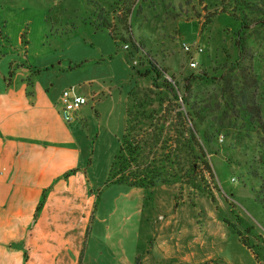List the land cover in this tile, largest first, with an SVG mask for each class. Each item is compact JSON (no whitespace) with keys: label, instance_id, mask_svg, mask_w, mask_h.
Here are the masks:
<instances>
[{"label":"rangeland","instance_id":"1","mask_svg":"<svg viewBox=\"0 0 264 264\" xmlns=\"http://www.w3.org/2000/svg\"><path fill=\"white\" fill-rule=\"evenodd\" d=\"M218 4L219 0H139L131 15L134 38L144 44L142 53L150 52L168 69L165 76L175 77L180 93L184 77L192 71L224 65L237 56L224 27L236 30L239 22L229 15L216 16L199 33L203 14ZM103 11L110 19L115 16L109 0H0V82L9 78L10 69L23 66L54 92L73 85L86 98L71 126L94 197L79 264H264V209L255 193L264 192V180L249 176L245 162L253 160L254 152L241 147L263 142L261 135L242 130L234 135L241 146L229 150L221 148L222 138L214 137L206 150L211 173L199 170L194 183L175 180L147 191L106 184L124 128L127 92L162 91L150 76L137 73L147 67L141 53L130 46L118 48L107 30H96L87 21ZM251 24L246 52L264 79V23ZM184 43L201 46V53L194 54L198 67L190 68ZM125 52H133L128 62L133 70ZM208 88L200 81L192 85V91L204 98L209 97ZM162 95L171 98L170 93ZM205 116L206 125H211L213 116ZM220 117L223 124L232 123ZM230 138L227 135L226 141ZM258 170L264 179V166ZM238 233L251 249L239 242Z\"/></svg>","mask_w":264,"mask_h":264},{"label":"trees","instance_id":"2","mask_svg":"<svg viewBox=\"0 0 264 264\" xmlns=\"http://www.w3.org/2000/svg\"><path fill=\"white\" fill-rule=\"evenodd\" d=\"M109 1L115 12L113 19L103 11L100 15H91L87 21L96 30H107L118 48L122 49L123 45H127L133 51L141 53L147 67L143 72L137 73L145 77L150 76L153 86L162 92H159L161 96L159 93H139L133 89L127 92L124 128L109 167L106 184H122L147 191L159 184H169L175 180L194 183L193 178L199 170L211 173L206 150L211 148L214 137H221V148L228 150L234 149L236 145L241 146L239 136L234 135H239L242 130L249 132V135H261L264 140V79L252 63L253 60L249 59L253 56L247 54L245 43L246 31L251 23H264V3L258 5L249 0H219L217 8L203 14L199 33H202L204 26L212 19L222 14H227L239 22L236 30L224 27L232 36L237 56L227 64H216L192 71L184 77L180 93L175 77L165 76L168 69L156 62L150 52L142 53L143 42L134 38L130 18L139 8V0ZM199 15L196 16L197 20ZM125 53L128 63L133 52ZM244 58L245 63L242 62ZM128 65L133 70L129 63ZM12 74L13 70L10 69L9 77ZM197 81L209 87V97L204 98L199 92L192 91V85ZM163 92L170 93L171 98L165 99ZM173 112L174 114H171ZM205 114L213 116L211 125H206ZM220 116H223L224 120L231 119L232 123L228 120L223 124V118ZM239 120L243 124L237 126ZM223 130L226 133L224 135L220 134ZM235 130L237 132L234 133ZM227 135L231 138L226 141ZM250 146H241L254 152L253 160L245 162L248 174L253 179L264 180L258 170L259 166H264V141ZM72 172L74 170L65 173V176ZM255 193L264 209V192L256 190ZM45 195L43 192L34 217L41 209ZM238 239L242 245L251 249L241 233H238ZM253 254L258 260V254L255 251Z\"/></svg>","mask_w":264,"mask_h":264},{"label":"crops","instance_id":"3","mask_svg":"<svg viewBox=\"0 0 264 264\" xmlns=\"http://www.w3.org/2000/svg\"><path fill=\"white\" fill-rule=\"evenodd\" d=\"M59 97L23 66L0 82V264L80 263L94 197L71 126L86 98L66 118Z\"/></svg>","mask_w":264,"mask_h":264},{"label":"built area","instance_id":"4","mask_svg":"<svg viewBox=\"0 0 264 264\" xmlns=\"http://www.w3.org/2000/svg\"><path fill=\"white\" fill-rule=\"evenodd\" d=\"M123 47L126 49L127 45H123ZM183 49L185 53L190 54L191 57L189 58V66L190 68H196L198 67V60L194 58V54L198 53L200 54L202 51V48L199 44H183ZM60 102L63 105L64 112L66 113V118H68L69 114L75 112L79 109V107L85 103V98L78 94L74 87L65 88L60 93ZM221 140V137L219 138Z\"/></svg>","mask_w":264,"mask_h":264}]
</instances>
